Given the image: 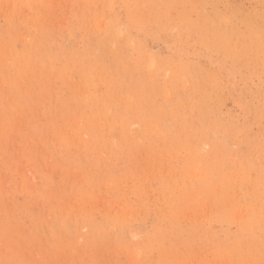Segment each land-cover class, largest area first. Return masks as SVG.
Wrapping results in <instances>:
<instances>
[{
    "label": "rangeland",
    "instance_id": "rangeland-1",
    "mask_svg": "<svg viewBox=\"0 0 264 264\" xmlns=\"http://www.w3.org/2000/svg\"><path fill=\"white\" fill-rule=\"evenodd\" d=\"M0 264H264V0H0Z\"/></svg>",
    "mask_w": 264,
    "mask_h": 264
},
{
    "label": "bare ground",
    "instance_id": "bare-ground-1",
    "mask_svg": "<svg viewBox=\"0 0 264 264\" xmlns=\"http://www.w3.org/2000/svg\"><path fill=\"white\" fill-rule=\"evenodd\" d=\"M121 185V184H120Z\"/></svg>",
    "mask_w": 264,
    "mask_h": 264
}]
</instances>
